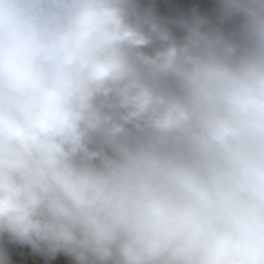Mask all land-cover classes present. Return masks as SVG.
<instances>
[{
    "label": "clouds",
    "instance_id": "obj_1",
    "mask_svg": "<svg viewBox=\"0 0 264 264\" xmlns=\"http://www.w3.org/2000/svg\"><path fill=\"white\" fill-rule=\"evenodd\" d=\"M0 264H264V0H0Z\"/></svg>",
    "mask_w": 264,
    "mask_h": 264
}]
</instances>
